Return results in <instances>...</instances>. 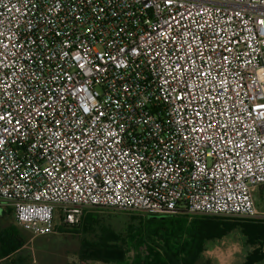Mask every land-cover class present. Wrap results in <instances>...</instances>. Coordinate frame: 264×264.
<instances>
[{
  "label": "built area",
  "instance_id": "built-area-1",
  "mask_svg": "<svg viewBox=\"0 0 264 264\" xmlns=\"http://www.w3.org/2000/svg\"><path fill=\"white\" fill-rule=\"evenodd\" d=\"M264 0H0V208L264 218Z\"/></svg>",
  "mask_w": 264,
  "mask_h": 264
},
{
  "label": "trees",
  "instance_id": "trees-1",
  "mask_svg": "<svg viewBox=\"0 0 264 264\" xmlns=\"http://www.w3.org/2000/svg\"><path fill=\"white\" fill-rule=\"evenodd\" d=\"M101 210L106 209H87L79 225L61 224L58 227L61 232L82 236L79 246L81 261L105 264H202L206 243L221 240L233 231L240 230L251 246L264 242V221L190 215L186 210L162 215L128 212L130 218L122 220L115 215L100 214ZM8 212L13 214L12 209H8ZM119 226L120 230L117 229ZM27 240L28 237L15 224L11 225L0 234V259L10 258L25 246ZM262 261L264 251L257 248L244 264Z\"/></svg>",
  "mask_w": 264,
  "mask_h": 264
},
{
  "label": "rangeland",
  "instance_id": "rangeland-1",
  "mask_svg": "<svg viewBox=\"0 0 264 264\" xmlns=\"http://www.w3.org/2000/svg\"><path fill=\"white\" fill-rule=\"evenodd\" d=\"M252 197L259 208L264 210V190L253 193ZM255 207L258 208L256 205ZM96 212L99 211L97 210ZM100 214L115 215L122 220H128L130 218L128 212L118 210H101ZM133 215L143 216V214ZM225 218L232 219L238 217ZM13 224L21 230L24 236L28 237V240L25 246L11 255L10 258L5 260L0 259V264H105L101 262L88 263L80 260L79 246L82 236L72 232L59 231L58 227L60 226V222L58 215H56V228L52 234L47 236H34L23 231L18 226L15 222L14 214H9L8 209H4L3 211L1 209L0 234L7 231ZM117 229L120 230L121 226ZM226 244H231V249H226L224 247ZM254 248L255 246H251L248 243L247 237L240 230H236L221 240L207 242L201 263L209 264L208 261H212V264H238L239 262V264H243L247 261V258L253 252ZM231 252L233 255H231Z\"/></svg>",
  "mask_w": 264,
  "mask_h": 264
},
{
  "label": "crops",
  "instance_id": "crops-1",
  "mask_svg": "<svg viewBox=\"0 0 264 264\" xmlns=\"http://www.w3.org/2000/svg\"><path fill=\"white\" fill-rule=\"evenodd\" d=\"M264 190V186L263 187H261V188H258L256 191H255V193H257V192H261V191H263ZM255 201V200H254ZM255 203V205L258 207L257 209L259 210V212L260 213H264V210L263 209H260L259 208V206L256 204V202H254ZM2 209V211L4 210L3 208H0V210ZM250 220H255V221H264V218H259V219H250ZM242 244V243H241ZM227 245V246H226ZM224 247H226V249L227 248H230V245L231 244H226ZM243 245H244V243H243ZM257 248H261L263 251H264V242H262V243H259V244H257L256 246H255V248H254V250L255 249H257ZM231 249V248H230ZM236 253V252H235ZM231 255H233V253L231 252ZM226 257H227V253H226ZM223 259H225V258H223ZM208 260H209V258H208ZM209 262V264H212L210 261H208ZM240 263V262H239ZM238 263V264H239ZM264 263V261H262V262H259V263H256V264H263ZM244 264V263H243Z\"/></svg>",
  "mask_w": 264,
  "mask_h": 264
},
{
  "label": "snow or ice",
  "instance_id": "snow-or-ice-1",
  "mask_svg": "<svg viewBox=\"0 0 264 264\" xmlns=\"http://www.w3.org/2000/svg\"><path fill=\"white\" fill-rule=\"evenodd\" d=\"M262 23H264V22H262Z\"/></svg>",
  "mask_w": 264,
  "mask_h": 264
}]
</instances>
